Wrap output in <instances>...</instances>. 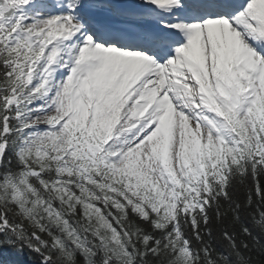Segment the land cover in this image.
Instances as JSON below:
<instances>
[{
  "label": "snow or ice",
  "instance_id": "snow-or-ice-1",
  "mask_svg": "<svg viewBox=\"0 0 264 264\" xmlns=\"http://www.w3.org/2000/svg\"><path fill=\"white\" fill-rule=\"evenodd\" d=\"M0 264H264V0H0Z\"/></svg>",
  "mask_w": 264,
  "mask_h": 264
}]
</instances>
